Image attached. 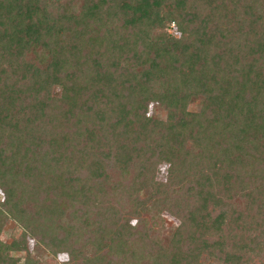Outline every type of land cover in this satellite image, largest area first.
<instances>
[{
  "label": "trees",
  "instance_id": "1",
  "mask_svg": "<svg viewBox=\"0 0 264 264\" xmlns=\"http://www.w3.org/2000/svg\"><path fill=\"white\" fill-rule=\"evenodd\" d=\"M0 189V264H264V0H0Z\"/></svg>",
  "mask_w": 264,
  "mask_h": 264
},
{
  "label": "rangeland",
  "instance_id": "2",
  "mask_svg": "<svg viewBox=\"0 0 264 264\" xmlns=\"http://www.w3.org/2000/svg\"><path fill=\"white\" fill-rule=\"evenodd\" d=\"M167 32L173 35H178L175 23H171L167 27ZM199 106H200L199 102L195 101L189 105V108L191 110H198ZM149 111H150L149 113L156 118H161V119L165 118L166 111L164 106L161 105L160 103L157 102L151 103ZM164 173H165V167L162 165L159 168L158 177L164 178L163 177ZM110 177L112 176L110 175ZM4 198L5 195L3 191L0 189V202ZM124 198H126V196ZM123 205H125L127 209L129 208L126 204ZM161 221L162 222L156 228L157 231H155V234L159 233L161 236L167 235L173 230L174 228L173 226L179 224V220L166 211H164L161 214ZM21 233L22 230L11 219H9L5 223L2 231L0 232V249H3L4 252L13 255L15 257L18 256L19 258H23L25 254L24 251H12L9 248L12 240H18L19 237L21 236ZM28 247L32 253V256L37 258L41 262V264H60L61 262L67 259L66 253H59L57 256H52L51 254H49V252L45 249V247L42 244L34 243L32 239L28 240Z\"/></svg>",
  "mask_w": 264,
  "mask_h": 264
}]
</instances>
